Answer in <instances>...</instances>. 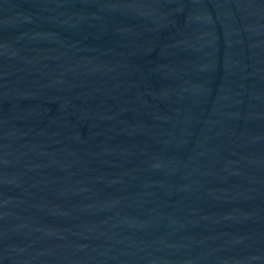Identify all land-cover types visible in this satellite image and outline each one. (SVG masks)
Instances as JSON below:
<instances>
[{
  "label": "water",
  "instance_id": "obj_1",
  "mask_svg": "<svg viewBox=\"0 0 264 264\" xmlns=\"http://www.w3.org/2000/svg\"><path fill=\"white\" fill-rule=\"evenodd\" d=\"M0 264H264V0H0Z\"/></svg>",
  "mask_w": 264,
  "mask_h": 264
}]
</instances>
